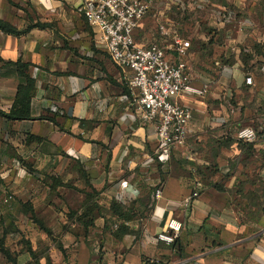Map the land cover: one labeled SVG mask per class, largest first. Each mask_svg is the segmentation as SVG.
Masks as SVG:
<instances>
[{
  "label": "crops",
  "instance_id": "1",
  "mask_svg": "<svg viewBox=\"0 0 264 264\" xmlns=\"http://www.w3.org/2000/svg\"><path fill=\"white\" fill-rule=\"evenodd\" d=\"M83 1L0 0V18L19 30L43 24L21 35L0 30V110L10 111L26 81L11 62L30 64L36 80L32 119L0 115V215L18 212L39 230L40 246L33 240L27 252L36 264H264V71L242 63L256 44L254 61L264 56L262 23L218 24L221 8L244 16L245 0H156L137 43L167 47L179 33L191 41L195 84L211 83L204 97L176 98L192 108L187 142L157 153L155 125L137 117L123 72L79 10ZM161 21L169 34L159 33ZM243 124L256 127V141L237 137ZM197 179L204 190L185 211ZM173 216L184 226L168 244L156 236ZM118 224L127 226L122 236Z\"/></svg>",
  "mask_w": 264,
  "mask_h": 264
},
{
  "label": "built area",
  "instance_id": "2",
  "mask_svg": "<svg viewBox=\"0 0 264 264\" xmlns=\"http://www.w3.org/2000/svg\"><path fill=\"white\" fill-rule=\"evenodd\" d=\"M156 0H84L79 8L88 24L95 30V41L121 69L129 89L128 96L142 124H154L157 153L169 154L177 147L185 146L193 116L191 106L176 100L183 94L204 97L211 88L205 82L198 86L189 67L191 41L173 33V41L163 47L157 43L140 45L135 39L139 22L149 15ZM216 21L226 25L236 18L227 8L217 12ZM159 33L167 35L170 28L164 21L158 24ZM37 68H35L36 70ZM264 71V64L260 68ZM245 83L253 85L255 77L248 74ZM57 112V107H52ZM237 137L246 142L258 139V131L252 126H242ZM201 179L181 203L183 210H191L193 202L204 190ZM161 185L155 190V198L162 197ZM9 198H12L9 196ZM181 219L172 217L166 229L157 234L158 240L173 244L183 229Z\"/></svg>",
  "mask_w": 264,
  "mask_h": 264
},
{
  "label": "rangeland",
  "instance_id": "3",
  "mask_svg": "<svg viewBox=\"0 0 264 264\" xmlns=\"http://www.w3.org/2000/svg\"><path fill=\"white\" fill-rule=\"evenodd\" d=\"M244 3L245 14L244 16L242 14L241 17L238 8L233 9L231 7V11L236 16L233 21L238 22L241 19L242 22L245 21L247 23L259 24L260 26L262 23V26H264V0H245ZM262 53L264 54V51H262ZM258 59L259 60L254 61L256 65L253 68V71L258 69L257 66L260 63L264 62V56L259 55ZM243 125L252 126L256 129V127L252 124ZM42 207L43 206L39 205V208L43 213L46 211V208L42 210ZM14 213L16 214L15 216L0 215V243L4 244H0V246H5L9 250L11 256L14 257L17 264H22L23 262H27L26 264H36L33 260L35 258H33V256L29 257L27 252H30V246L32 247L33 240L40 246L42 241L39 239V230L28 217L19 216L18 212ZM41 217L45 218L48 216ZM26 256H28V259H26ZM9 257L10 255H8V259ZM8 259L6 254L0 251V264H13L9 261L10 259Z\"/></svg>",
  "mask_w": 264,
  "mask_h": 264
},
{
  "label": "trees",
  "instance_id": "4",
  "mask_svg": "<svg viewBox=\"0 0 264 264\" xmlns=\"http://www.w3.org/2000/svg\"><path fill=\"white\" fill-rule=\"evenodd\" d=\"M34 26H43L42 23L37 22L36 24H30L26 29L19 30L17 27L12 25L10 22H7L0 18V30L13 35H21L28 30H30ZM191 48V47H190ZM260 48L258 44L254 45L251 52H244V55L242 57V63L245 71L249 70L252 72L253 68L255 67L254 62V55L253 52H257V49ZM253 51V52H252ZM11 64H15L17 66L18 72L21 76L25 77L26 81L24 84H20L18 87V91L16 94V98L14 100L13 106L10 109L9 112H4L0 110V115L5 117L8 120H28L32 119L31 115V99L33 97V94L35 92L36 88V80L31 76L30 74V64L22 62L21 60H18L16 62H11ZM264 64V62L260 63L257 67L260 70L261 66ZM36 139H41L40 137H35ZM243 141V140H241ZM218 187V186H217ZM220 189V188H219ZM92 198V195H87V207L88 209H92V204L90 202ZM112 210L115 214H119V217L125 218V220H128L130 216L123 210V206L121 204H118L114 202L112 204ZM33 219H36L39 226L45 230L46 232H50V229L43 224L34 214L33 210ZM89 224H92V220L88 221ZM127 226L125 224H118L117 229L114 232L115 236H122L125 232H127ZM176 242V241H175ZM3 244V243H0ZM4 245V244H3ZM0 251L6 254V257L9 261H11L13 264H17L16 260L13 256H11L9 250L5 246H0ZM144 264H149V260L144 259ZM156 264V263H153Z\"/></svg>",
  "mask_w": 264,
  "mask_h": 264
}]
</instances>
